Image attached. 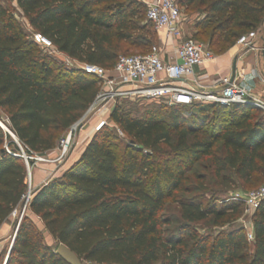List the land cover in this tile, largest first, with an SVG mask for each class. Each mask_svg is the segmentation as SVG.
Masks as SVG:
<instances>
[{"label": "trees", "instance_id": "obj_1", "mask_svg": "<svg viewBox=\"0 0 264 264\" xmlns=\"http://www.w3.org/2000/svg\"><path fill=\"white\" fill-rule=\"evenodd\" d=\"M116 1L17 4L34 32L51 40L56 50L80 63L112 69L121 44L150 43L154 26L151 21L143 26L136 22L142 6L138 2ZM178 3L187 8L189 19L196 16L195 36L221 54L243 34L264 29V0ZM100 89L97 75L59 64L0 4V108L28 154L44 155L57 148ZM259 111L240 103L157 102L137 117L118 105L112 119L130 140L123 162L116 151L117 131L103 127L60 176L35 190L30 210L58 247L67 245L84 264H153L160 252L163 264H264V201L253 214L250 241L247 229L235 224L244 211L242 200L231 196L217 205L216 200L204 204L199 198L212 192L213 179L232 188L264 179V116ZM19 152L18 143L0 125V229L28 192V165ZM203 159H208L204 172H195L189 184L188 169ZM192 191L200 194L179 196ZM169 199L179 205L183 224L178 233L165 236V227L173 223L163 214ZM210 217L228 227L214 236L197 234L192 225ZM57 249L26 215L6 264H70Z\"/></svg>", "mask_w": 264, "mask_h": 264}, {"label": "built area", "instance_id": "obj_2", "mask_svg": "<svg viewBox=\"0 0 264 264\" xmlns=\"http://www.w3.org/2000/svg\"><path fill=\"white\" fill-rule=\"evenodd\" d=\"M146 4L148 20L163 34V42L152 46L143 54L120 55L112 69L81 63L80 68L97 75L103 84L97 98L104 99L107 104L119 98L157 101L169 105L240 103L258 108L264 114V95L253 94L248 88L240 85L241 81L246 80L245 72H238L234 77H223L221 88L214 91L207 90L196 78L195 68L205 66L207 62L214 60L216 55L207 44L187 37L178 0H147ZM257 38L258 32L253 30L243 34L237 44L256 49ZM33 39L66 56L56 50L52 41L39 32H34ZM262 81L264 82V78ZM70 137L71 134L66 140H61L64 150L70 142ZM28 170L30 174L29 164ZM25 199L27 205L23 213L29 205V194L24 196ZM245 201L247 211L254 214L264 201V184L248 192ZM16 213L17 209L12 214ZM247 231L249 240H254L253 224ZM15 236L16 232L2 264L7 262Z\"/></svg>", "mask_w": 264, "mask_h": 264}, {"label": "rangeland", "instance_id": "obj_3", "mask_svg": "<svg viewBox=\"0 0 264 264\" xmlns=\"http://www.w3.org/2000/svg\"><path fill=\"white\" fill-rule=\"evenodd\" d=\"M138 2L142 6L139 7V16L135 18L136 22L143 26L149 23L147 11L148 5L146 4L147 0H127V2ZM122 2H126V0H118L116 4H122ZM0 4L8 9L15 15V18L24 26L27 32L31 35L34 34V30L30 26L27 19L24 17L22 11L20 10L17 0H0ZM182 17L185 22V30L187 37H192L197 41H201V39L195 36V29L193 24V19L196 17H192L189 19V11L187 8L180 6ZM155 27L151 26L152 35L150 34L148 38L151 40L149 42L142 43L141 45H130L127 43L121 44V51L119 55H133V54H143L148 52L152 46L157 45L159 43V35L155 31ZM156 32V33H155ZM135 35H142L140 31H135ZM41 48L48 54H50L59 64L70 67V68H80L81 63L75 59H70L64 55L54 52L51 49L46 48L41 44ZM215 55H221L219 50L213 49ZM109 69V68H107ZM101 88L103 84H101ZM154 103L157 101H146V100H132V99H122L119 98L117 100H113L112 102L108 103L102 99L97 98L96 101L91 105L88 111L85 113L83 118L79 121L81 123V127L76 125L74 128L72 127L66 134L63 140H66L70 134V142L64 150L62 142H60L59 146L54 150L48 152L44 155L39 154H28L27 149L23 146L19 141L18 146L20 148V152L18 155L22 157L27 165L30 166V174L28 178V192L29 194V205L27 210L23 213L26 205L27 199L24 200L23 204L17 209L16 215L12 214L9 220L7 221V228H9V237H13L17 228L22 220V218L26 215H29L33 221L36 223L38 230L40 231L42 237L44 238L45 242L49 245L58 248V243L54 240L52 235L49 231L45 228L44 223L42 222L41 218L30 210V200L35 192V190L42 187L44 184H47L51 179L58 177L61 173L74 161H76L84 149L86 148L89 141L93 138V136L101 130L103 127L107 126L109 128L115 129L119 135V140L117 143L116 151L118 154V158L120 162H123V150L126 144H130V140L127 136L124 135L118 128L116 122L112 119V113L116 106H120L122 112H125L131 116L140 117L144 114L145 110L150 108ZM188 108V107H187ZM189 109V108H188ZM190 110V109H189ZM189 112L187 114L189 115ZM259 115L264 116V114L259 111ZM7 113L6 110L0 108V123L9 129L7 125ZM13 140L16 138L12 137ZM18 140V139H17ZM220 148V146H219ZM7 150L10 151L11 147H7ZM221 151V149L219 150ZM32 161V162H31ZM208 159H203L199 161L192 169H188L187 174L191 176L189 184L194 183L193 174L195 172H204V165L208 164ZM184 164L188 167L186 161ZM38 184V185H37ZM221 181H214L211 180L210 182V189L212 192L207 193L204 197L199 196V198H204V204L214 202L216 200L217 205H220L223 198H230L231 196L235 199H240L244 202V211L238 221H236L237 226H243L244 228L251 229V223L253 214L248 212L246 209V195L251 190H254L264 184V179H260L258 182H252L246 184L245 186H240L239 188H232L229 184H224ZM224 186V187H223ZM226 190V191H225ZM228 191V192H227ZM200 194V192H190V193H180L179 196L181 198H193L196 195ZM197 198V197H196ZM180 207L176 202H171L168 200V204L163 211L165 216L171 217L173 219V223L166 226L164 233L165 236L176 234L180 231V226L183 224L181 220V212ZM9 226V227H8ZM195 229L196 233L203 236H214L219 229L227 228L228 225L221 226L220 223H215L214 218L210 217L207 220L195 223L192 225ZM182 236L188 237V233L181 232ZM9 243L4 246L2 253L0 254V264H2L7 256V250L9 247ZM250 252L254 250L253 242L250 243L249 247ZM164 258L163 253H159V259L155 261L153 264H163Z\"/></svg>", "mask_w": 264, "mask_h": 264}, {"label": "crops", "instance_id": "obj_4", "mask_svg": "<svg viewBox=\"0 0 264 264\" xmlns=\"http://www.w3.org/2000/svg\"><path fill=\"white\" fill-rule=\"evenodd\" d=\"M162 42L163 34L159 33V43ZM255 47L256 49H251L247 46L236 43L225 53L216 55V58L207 62L205 66L196 67V78H198L207 90H219L221 88L223 77H234L233 73L235 66V74L241 71L245 72L246 80L241 81L240 85L248 88L253 94L264 95V82L262 81V78H264V29L258 32ZM6 226L7 224L5 223L0 229V254L4 249V246L9 243L10 239L11 242L8 250L12 243V237H9L8 235L10 229Z\"/></svg>", "mask_w": 264, "mask_h": 264}, {"label": "water", "instance_id": "obj_5", "mask_svg": "<svg viewBox=\"0 0 264 264\" xmlns=\"http://www.w3.org/2000/svg\"><path fill=\"white\" fill-rule=\"evenodd\" d=\"M235 72H236V67L234 66L233 76H235ZM0 125L5 129V127L1 123H0ZM76 125L81 127V123L80 122H78ZM76 125H74L73 128ZM7 131L10 133V135L12 137L16 138L14 141L18 142L17 136L8 128H7ZM57 253L60 256H62L70 264H84L82 259L73 250H71L67 245H65L63 243L59 245V247L57 249Z\"/></svg>", "mask_w": 264, "mask_h": 264}]
</instances>
